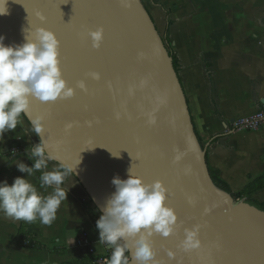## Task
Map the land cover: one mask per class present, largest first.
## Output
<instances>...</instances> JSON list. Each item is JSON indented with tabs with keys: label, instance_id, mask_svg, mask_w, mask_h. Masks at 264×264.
I'll return each instance as SVG.
<instances>
[{
	"label": "water",
	"instance_id": "1",
	"mask_svg": "<svg viewBox=\"0 0 264 264\" xmlns=\"http://www.w3.org/2000/svg\"><path fill=\"white\" fill-rule=\"evenodd\" d=\"M7 10L0 16L6 46L25 43L41 27L60 41L62 75L75 95L54 103L32 99L29 112L44 117L49 161L70 170L101 215L115 192L113 178L126 180L132 167L145 183L163 182L178 217L172 236L153 237L161 264H264V211L214 184L173 59L142 0H7ZM98 28L104 39L95 49L88 34ZM154 109L157 123L150 126ZM197 224L202 247L185 253L178 247L184 228Z\"/></svg>",
	"mask_w": 264,
	"mask_h": 264
},
{
	"label": "crops",
	"instance_id": "2",
	"mask_svg": "<svg viewBox=\"0 0 264 264\" xmlns=\"http://www.w3.org/2000/svg\"><path fill=\"white\" fill-rule=\"evenodd\" d=\"M167 48L179 61L178 77L184 89L194 127L211 169L220 172L233 193H240L264 175V125L257 131L236 130L234 122L252 117L264 106V0H142ZM15 129L0 137V182L11 185L25 178L42 195V171H18L15 163L31 167L29 157L11 155V146L27 150L30 142ZM24 152V151H22ZM11 155V156H10ZM61 187L67 192L51 225L39 220L16 221L0 212V264H67L94 258L76 245L87 233L96 254L105 253L88 217L85 191L69 172ZM251 198L264 202V188ZM30 228L40 243L57 254L23 248L15 237L20 227Z\"/></svg>",
	"mask_w": 264,
	"mask_h": 264
},
{
	"label": "clouds",
	"instance_id": "3",
	"mask_svg": "<svg viewBox=\"0 0 264 264\" xmlns=\"http://www.w3.org/2000/svg\"><path fill=\"white\" fill-rule=\"evenodd\" d=\"M7 14V0H0V16ZM31 35H26L25 43L10 46H6L4 37L0 36V137L3 138L5 133L17 128L23 114L30 119L31 131L40 138L38 144L27 149L30 152L29 159L34 161L33 165L29 167L20 161L15 163L18 171L27 176L46 169L47 161L52 159L46 154L48 144L43 138L44 117L30 116L31 100L54 103L75 95V89L68 86L62 75L60 41L55 33L41 27L35 30L34 38H30ZM88 35L92 47L99 49L104 39L103 28L90 31ZM89 75L93 80L101 79L99 73ZM145 84L146 81L141 82V86ZM77 87L87 92L83 81ZM134 92V88L129 89V95H134ZM155 111L147 114L150 126L157 123ZM116 119H121L120 113H116ZM181 159L182 154L178 153L174 162L178 163ZM69 171L63 167L42 171L40 187L53 189L46 196L25 178L17 177L11 185L7 181L0 182V212L16 221L32 223L39 220L43 225H51L62 202L67 198V192L61 185ZM112 184L115 192L107 199L103 214L96 221L99 243L111 248L107 264H130L126 253H131L134 264H161L156 259L153 237L172 236L177 231L178 221L175 210L167 206V188L159 180L145 183L132 171V167L128 170L126 180L117 176L113 178ZM192 202L190 199L189 203ZM210 211L206 208L205 214ZM200 229L198 224L191 229L184 228V239L178 245L179 249L185 253L199 250L202 247ZM167 255L170 260H174L176 254L168 250Z\"/></svg>",
	"mask_w": 264,
	"mask_h": 264
},
{
	"label": "trees",
	"instance_id": "4",
	"mask_svg": "<svg viewBox=\"0 0 264 264\" xmlns=\"http://www.w3.org/2000/svg\"><path fill=\"white\" fill-rule=\"evenodd\" d=\"M169 52H170V56L173 59L174 69L176 70V72L178 74L179 61H178V59H177L175 54H173L171 51H169ZM21 116L25 120L23 114ZM25 122L27 123L26 120H25ZM37 139H38V137H37ZM198 139H199L200 143L203 145L200 137H198ZM38 141H39V139H38ZM209 172H210V175H211V178H212L214 184L218 188H220V189L224 190L225 192L231 194L236 200H238V201L239 200H245L248 204L258 208L259 210L264 211V202H259V201H257V200H255V199L250 197L257 190L264 188V175H262L255 182H253L248 187H246L244 189V191H242L240 193H233L232 190L230 189L229 185L225 181L222 180L220 172L215 171V170L211 169L210 167H209ZM15 242H16V244L18 246L23 247V248H29V249L38 250V251H44V252H50V253H53V254H57L58 253L57 250L49 249L46 246H44L42 243H40L38 241V239H37L36 234H34L33 231L30 228H27V227H24V226L20 227V229L18 231V234L15 237ZM67 264H94V263H93L92 259L91 260L87 259L86 261H83V262H72V263H67Z\"/></svg>",
	"mask_w": 264,
	"mask_h": 264
},
{
	"label": "built area",
	"instance_id": "5",
	"mask_svg": "<svg viewBox=\"0 0 264 264\" xmlns=\"http://www.w3.org/2000/svg\"><path fill=\"white\" fill-rule=\"evenodd\" d=\"M264 125V106L259 108L258 111L252 117L239 119L234 122V128L236 130H244V131H257ZM87 203V212L89 220L94 227L95 231L99 235L98 229L96 227V221L100 218L101 214L95 208L93 203L89 200H85ZM77 247L86 251V254L92 258H94V264H107V260L111 256V248L107 244L101 243V245L105 248V253L96 254V250L94 248V243L91 240L90 236L87 233H81L76 241ZM129 256V253H126Z\"/></svg>",
	"mask_w": 264,
	"mask_h": 264
},
{
	"label": "rangeland",
	"instance_id": "6",
	"mask_svg": "<svg viewBox=\"0 0 264 264\" xmlns=\"http://www.w3.org/2000/svg\"><path fill=\"white\" fill-rule=\"evenodd\" d=\"M20 120H21V123H19L17 125V128L16 130L18 131V133L20 132L21 136H19L17 139H16V144H20L22 143L24 139H22V134L24 136H27V137H23V138H28L27 140L30 142L29 144V147L27 149H29L32 145H35V144H38L39 141L37 139V137L35 136V134L31 131V128L28 126V124L25 122V120L23 119V117L21 116L20 117ZM4 149V147H0V155H1V150ZM11 152V155L15 156V155H20L22 154V151H27L26 149L20 147V146H11L10 150ZM10 155V156H11ZM241 201V200H239Z\"/></svg>",
	"mask_w": 264,
	"mask_h": 264
}]
</instances>
